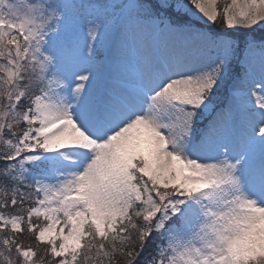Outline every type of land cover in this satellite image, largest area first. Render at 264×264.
<instances>
[{
  "label": "snow or ice",
  "instance_id": "6c2138e0",
  "mask_svg": "<svg viewBox=\"0 0 264 264\" xmlns=\"http://www.w3.org/2000/svg\"><path fill=\"white\" fill-rule=\"evenodd\" d=\"M0 264H264V0H0Z\"/></svg>",
  "mask_w": 264,
  "mask_h": 264
},
{
  "label": "rangeland",
  "instance_id": "374dc122",
  "mask_svg": "<svg viewBox=\"0 0 264 264\" xmlns=\"http://www.w3.org/2000/svg\"><path fill=\"white\" fill-rule=\"evenodd\" d=\"M220 99L223 100L224 99V96H221Z\"/></svg>",
  "mask_w": 264,
  "mask_h": 264
}]
</instances>
